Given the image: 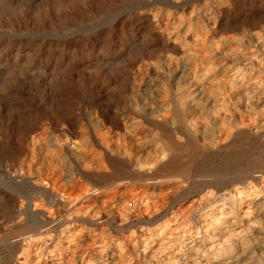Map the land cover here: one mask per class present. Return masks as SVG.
I'll list each match as a JSON object with an SVG mask.
<instances>
[{
    "label": "rangeland",
    "instance_id": "rangeland-1",
    "mask_svg": "<svg viewBox=\"0 0 264 264\" xmlns=\"http://www.w3.org/2000/svg\"><path fill=\"white\" fill-rule=\"evenodd\" d=\"M0 264H264V0H0Z\"/></svg>",
    "mask_w": 264,
    "mask_h": 264
},
{
    "label": "bare ground",
    "instance_id": "bare-ground-1",
    "mask_svg": "<svg viewBox=\"0 0 264 264\" xmlns=\"http://www.w3.org/2000/svg\"><path fill=\"white\" fill-rule=\"evenodd\" d=\"M82 1V0H81ZM89 8V7H88ZM95 11V10H94ZM200 44H202V43H200ZM204 45V44H203ZM197 52H198V50H197ZM197 55V54H196ZM195 56V55H194ZM192 57V56H191ZM125 58V57H124ZM193 58V57H192ZM194 60V59H193ZM177 63V62H176ZM194 63H196V62H194ZM185 69H186V67H185ZM179 70V69H178ZM186 73H187V71H186ZM185 73V74H186ZM180 74V73H179ZM184 74V75H185ZM187 76V75H186ZM185 76V77H186ZM184 77V78H185ZM75 81V80H74ZM185 81V80H184ZM191 81V80H190ZM189 81V82H190ZM194 81V80H193ZM201 81V80H200ZM135 82V81H134ZM192 82V81H191ZM193 83V82H192ZM199 83V82H198ZM77 84V83H76ZM137 84V83H136ZM163 84V83H162ZM194 84V83H193ZM232 84V83H231ZM168 85V84H167ZM203 85H204V83H203ZM170 86V85H169ZM199 86V85H198ZM201 86V85H200ZM195 88V87H194ZM186 89V88H185ZM199 89V88H198ZM197 89V90H198ZM137 90H138V88H137ZM166 90V89H165ZM191 90V89H190ZM200 90V89H199ZM138 91H140V90H138ZM181 91V90H180ZM194 91V90H193ZM164 92H166V91H164ZM178 92V91H177ZM201 92V91H200ZM132 93V92H131ZM180 93V92H179ZM198 93V92H197ZM133 94V93H132ZM159 94V93H158ZM187 94V93H186ZM175 95V94H174ZM188 95V94H187ZM181 96V95H180ZM186 96V95H185ZM190 96V95H189ZM150 97V96H149ZM164 97V96H163ZM162 97V98H163ZM166 97V96H165ZM164 97V98H165ZM173 97H176V96H173ZM163 98V99H164ZM177 98V97H176ZM179 100V99H178ZM177 101V100H176ZM175 101V102H176ZM197 102V101H196ZM172 103V102H171ZM148 105V104H147ZM170 105V104H169ZM184 106H186L185 104H183ZM189 105V104H188ZM183 106V107H184ZM137 107V106H136ZM168 108V107H167ZM164 109V108H163ZM183 110V109H182ZM195 110V109H194ZM152 111V110H151ZM159 111V110H158ZM154 113V112H153ZM167 113H168V111H167ZM169 113H170V111H169ZM183 114V113H182ZM185 114V113H184ZM168 116V115H167ZM152 118V117H151ZM172 118H175L174 116H172ZM183 119V118H182ZM158 120V119H157ZM189 120V119H188ZM171 121V120H170ZM185 121V120H184ZM190 121V120H189ZM175 122H176V120H175ZM130 123V122H129ZM173 123V122H172ZM111 124V123H110ZM109 124V125H110ZM166 125V124H165ZM172 125V124H171ZM169 126V125H168ZM115 128H116V125L114 126ZM118 127V126H117ZM126 127V126H125ZM127 127H128V125H127ZM187 127V126H186ZM170 128V127H169ZM189 129V128H188ZM116 130H119V129H116ZM113 131V130H112ZM121 131V130H120ZM193 132V131H192ZM125 134V133H124ZM178 134V133H177ZM116 135V134H115ZM171 135V134H170ZM170 135H168V134H166V136H165V138H166V149L167 150H172V151H174V150H176V149H178L177 151H180V153H185V154H188L187 155V158H191V156H192V154H193V150H192V148L190 147V145H184V146H181V147H177V145H175L171 140V136ZM174 135V134H173ZM153 136H156V135H153ZM179 136V135H178ZM126 137V136H125ZM103 138H105V137H103ZM154 138V137H153ZM156 138V137H155ZM107 139V138H106ZM105 139V140H106ZM121 139H122V137H121ZM154 140V139H153ZM118 141V140H117ZM158 141V140H157ZM81 142V141H80ZM119 142V141H118ZM160 143V142H159ZM119 144H122V143H119ZM164 144V143H163ZM42 145H44V144H42ZM127 145V144H126ZM162 145V144H161ZM45 146V145H44ZM51 147V146H50ZM53 147V146H52ZM63 147V146H62ZM122 147H125V146H122ZM48 148V147H47ZM78 148H80V147H78ZM113 149H114V147H112ZM164 148V147H163ZM195 148H196V146H195ZM43 149V148H42ZM51 150V149H50ZM49 150V151H50ZM53 150V149H52ZM51 150V151H52ZM61 150H63V148L61 149ZM106 150V149H105ZM110 150H112V149H110ZM50 151V152H51ZM55 151V150H54ZM49 152V153H50ZM59 152H62V151H59ZM121 152V151H120ZM46 153V152H45ZM109 153V152H108ZM119 153V152H118ZM58 154V153H57ZM60 154V153H59ZM110 154V153H109ZM167 154H169V152L167 153ZM115 155H117V153L115 154ZM44 156V155H43ZM106 156H108V155H106ZM110 156V155H109ZM158 156V155H157ZM161 156V155H160ZM112 157V156H111ZM200 157V156H199ZM53 158V157H52ZM56 158V157H55ZM60 158V157H59ZM110 158V157H109ZM115 158H116V156H115ZM154 158V157H153ZM62 159V162H63V158H61ZM108 159V158H107ZM113 159V158H112ZM121 159V158H120ZM120 159H119V161H120ZM167 159V158H166ZM60 160V159H59ZM59 160H57V164L55 165L54 163V165L52 166L53 167V169H55L56 171L54 172V173H58L59 171H60V168H61V164H60V162H61V160H60V162H59ZM92 160V159H91ZM90 160V161H91ZM103 160V159H102ZM198 160H200L199 158H198ZM51 161H53V160H51ZM51 161H49V162H51ZM56 161V160H55ZM118 160H117V162H119ZM123 161H125V159L123 160ZM48 162V163H49ZM54 162V161H53ZM59 162V163H58ZM65 162V161H64ZM64 162H63V165H64ZM175 162V161H174ZM190 162V161H189ZM96 163V162H95ZM113 163V162H112ZM122 163V162H121ZM160 163H162V162H160ZM176 164L177 163H180L179 161H176L175 162ZM196 163V162H195ZM114 164V163H113ZM52 165V164H51ZM91 165V164H90ZM105 165V164H104ZM125 165V164H124ZM189 165H191V164H189ZM49 166H50V164H49ZM98 166H99V164H98ZM121 166V165H120ZM121 167H123V166H121ZM126 167V166H125ZM181 168H179V169H177L176 171H174V173H175V175L176 174H180L181 173V175L183 174L182 173V170H180V169H182L183 167L182 166H180ZM63 168V167H62ZM66 168V167H65ZM95 168V167H94ZM112 168V167H111ZM69 169V168H68ZM103 169V168H102ZM163 169H165V167L163 168ZM47 170V169H46ZM104 170V169H103ZM158 170V169H157ZM190 170V169H189ZM51 171V170H50ZM49 171V172H50ZM92 171V170H91ZM95 171H96V169H95ZM190 171H192V169L190 170ZM52 172V171H51ZM50 172V173H51ZM121 172L122 171H115V173H114V179H116V178H118V177H120V174H121ZM157 172V171H156ZM189 172V171H188ZM63 173V172H62ZM93 173V172H92ZM159 173V172H158ZM59 174V173H58ZM161 174H165V172H161ZM156 175V174H155ZM259 176V175H258ZM255 177V176H254ZM168 178V177H167ZM261 179H263V178H261ZM166 182H171V181H175V179H167V180H165ZM162 182V181H161ZM108 184V183H107ZM122 183H119L118 184V186L119 185H121ZM129 184V183H128ZM116 187V186H115ZM233 189V188H232ZM244 190V189H243ZM237 191V190H236ZM242 191V190H241ZM249 192V191H248ZM243 194V193H242ZM241 194V195H242ZM248 194H250V193H248ZM236 195H238V194H236ZM239 195H240V193H239ZM248 196H250V195H248ZM243 198V197H242ZM241 198V199H242ZM247 199V198H246ZM239 200V199H238ZM237 200V201H238ZM254 200V199H253ZM241 202V201H240ZM254 202V201H253ZM239 203V202H238ZM248 203V202H247ZM245 204V203H244ZM243 204V205H244ZM246 206V205H245ZM243 211V210H242ZM257 211V210H256ZM262 211V210H261ZM163 218V217H162ZM65 220H67V219H65ZM67 222V221H66ZM85 222H87V221H85ZM168 222V221H167ZM173 222V221H172ZM88 223V222H87ZM113 223H114V221H113ZM86 224V223H85ZM169 224V223H168ZM91 225V224H90ZM119 229H121V228H119ZM230 230V229H229ZM186 236V235H185ZM190 242V241H189ZM179 249V248H178ZM214 263V262H213Z\"/></svg>",
    "mask_w": 264,
    "mask_h": 264
}]
</instances>
